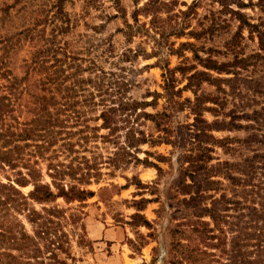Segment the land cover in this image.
Returning <instances> with one entry per match:
<instances>
[{
  "label": "trees",
  "instance_id": "1",
  "mask_svg": "<svg viewBox=\"0 0 264 264\" xmlns=\"http://www.w3.org/2000/svg\"><path fill=\"white\" fill-rule=\"evenodd\" d=\"M23 1L15 0V4L5 8V13L9 14L14 5ZM70 1L51 0L49 9L48 6L34 8L32 22L0 43V52H3L0 79L7 82L1 86L0 94V171L12 172L14 176L7 183L0 180V264H79L73 253L71 228H76L81 218L68 214L69 209L57 201L62 199L66 205L79 203L82 207L97 196L92 186L100 185L104 176L114 177L132 164L163 172L149 161L155 154L142 149L163 145L172 148L171 157L159 154L157 161L172 166L175 158L180 171L177 190L169 198L177 205L168 207L182 217L172 220L179 221L178 227L195 229L196 223L188 222L186 217L192 210L195 217L202 214L215 224L223 223L227 217L217 211V201L211 208L205 203L225 192L223 184L213 180L221 177L235 187L238 198L246 195V204L234 203L237 210L248 211L239 213L236 219L249 220L245 228L237 225L232 264H264V134L254 125L238 123L254 122L257 127L261 126L256 117L245 113V106L235 105V111H226L230 96L237 98L248 91V79L246 82L242 78V72L250 67H264V18L254 23L242 12L254 4L224 0L219 17L230 15L229 19L221 22L219 18L214 19L208 26L200 24L195 28L196 3L148 0L140 6V0H133L135 10L130 23L122 0H113L119 17L124 20L118 32L127 44L119 52L112 38L87 37L74 32L77 25L65 10ZM258 1L264 12V0ZM141 16L147 21L143 22ZM233 21L238 23V28L231 39L222 46H208L215 33L231 27ZM49 27L50 33L46 34ZM245 30L251 38L257 37L260 52L243 57L236 50ZM68 37L76 38L77 42L71 44ZM93 38L96 44L85 40ZM183 38L188 41L181 42ZM22 39L30 46V58L24 61V75L20 77L6 66L7 58ZM136 39H139L137 45ZM83 41L86 42L81 46ZM187 53L192 57H187ZM229 54H234L233 60H219ZM173 56L182 60L175 68H171ZM152 59H157L155 66L163 72L162 92L148 91L137 99L132 94L138 88L136 77L150 68H139V61ZM205 85L215 90L207 92ZM185 93H191L192 97L184 98ZM149 109L153 112H148ZM206 113L223 116L224 120L210 123ZM217 129L244 130L249 135L245 139H220L213 134ZM217 148L235 160H217L213 164ZM142 153L146 158L138 157ZM126 181L128 184L124 187L112 184L111 189L103 187L99 192L135 185L134 197L147 193L157 195L138 177L126 178ZM29 186L33 189L23 193L22 189ZM223 193L222 200L226 197ZM157 202L159 197L135 200L130 206L134 209L130 221L114 218L130 227L142 241L136 244L138 241L130 240L132 248L139 252L147 245L145 239L153 235V223L144 212ZM247 202H252L251 206ZM24 221L32 226L33 234L27 231ZM141 228L150 230L147 237L140 233ZM180 235L181 241H194L189 234L180 232ZM243 236L247 241L256 242L258 260L251 261L250 254L244 260L245 254L240 250ZM198 238L207 247L221 249L223 239L219 236L209 238L200 233ZM214 241L219 244L209 245Z\"/></svg>",
  "mask_w": 264,
  "mask_h": 264
},
{
  "label": "rangeland",
  "instance_id": "2",
  "mask_svg": "<svg viewBox=\"0 0 264 264\" xmlns=\"http://www.w3.org/2000/svg\"><path fill=\"white\" fill-rule=\"evenodd\" d=\"M148 0H140L142 6ZM224 0H179L180 4L185 2L188 5L196 3L197 16L193 20V27L197 28L198 25L203 24L208 26L212 23L214 19L218 18L221 20L229 19L230 15H223L222 18L219 17V12L223 10ZM245 4L252 2L254 5L247 9L242 10L249 18H251L254 23L260 22L264 18V12L261 11V5L258 0H227ZM15 4V0H0V18L3 20L0 22V43L3 38H12L14 33L19 31L24 26H27L31 20V14L36 8H50L52 4L51 0H25L22 3L14 5L15 7L10 10L9 14L5 13V8L7 6ZM122 6L127 10V18L130 23H132L131 14L135 10L133 0H122ZM234 9H237V5L231 3ZM25 7V9H24ZM35 8V9H34ZM181 10H186V7H181ZM66 12L70 15L73 23L77 25L74 32L77 34H82L84 36H96L100 39L112 38L113 43L119 52L125 48V38L118 30L123 28L124 20L119 17L113 0H71L65 6ZM51 14V13H50ZM215 17V18H214ZM140 19L146 22L142 16ZM231 27H224L220 31L215 33L213 40L210 41L208 46H222L226 44L227 41L231 39V36L237 31L238 23L233 21L230 23ZM50 27L47 28L46 34L50 33ZM227 32H230L227 34ZM243 39L239 38V48L236 52L240 53V56H250L254 53L260 52L257 37L251 38L248 31L242 32ZM68 41L71 44L77 42L76 38L68 37ZM90 43H95V39H85ZM181 42H187L188 39L183 38ZM190 42H195V40L190 39ZM83 41L81 46H84ZM139 43V39H136L135 45ZM2 45H0L1 47ZM148 51L151 48L148 47ZM30 46L25 43L22 39L21 43L18 44L7 58L8 70H13L15 75L22 77L24 75V61L30 58ZM3 52H0L2 54ZM264 55V52H262ZM187 57L191 58L192 54L187 53ZM234 58V54H229L227 57H219L220 61L226 62L231 61ZM171 68H175L182 61L178 57L173 56L170 58ZM157 59H152L149 61H139V68L144 66H150L141 73H138L136 77L138 88L133 90L132 94L135 98L140 99L148 91L162 92L161 86L163 85L162 70L160 67L155 66ZM108 68L109 65H106ZM179 76V75H178ZM225 78H232V76H224ZM242 78L248 79L247 92H244L242 96L229 97V104L226 106L227 112L230 110L235 111V105L245 106V113L251 118L256 117L260 122V127L254 122L240 121L238 123L247 126L249 124L256 126L260 131V134H264V67H250L249 70L242 72ZM246 81V80H245ZM235 86L238 88L239 84L236 83ZM241 83V81H238ZM247 82V81H246ZM7 84L4 79H0V94H2V85ZM233 85V84H232ZM260 85V86H259ZM205 90L207 92H212L215 90L214 87L205 85ZM226 90L233 95V91L229 90V87L224 86ZM250 89V91H249ZM192 97L191 93H185L184 98ZM163 104V101L160 102ZM240 104V106H239ZM240 111V109H238ZM148 112H153L149 109ZM205 118L210 123L216 121L222 122L224 120L223 116L214 117L212 113H206ZM229 122L230 118H226ZM192 121V120H191ZM225 130V129H224ZM105 133V132H103ZM213 134L217 138H239L245 139L248 137L249 133L242 131H221L215 130ZM143 151H149L154 153L153 157L149 158V161L160 167L163 172H158L156 168H145L143 165L132 164L126 170L118 171L114 177L104 176L103 182L100 185H94L91 189L97 192V196L93 199L88 200L84 206H79V203L72 205H66L62 199L57 201L61 207L69 209L68 214H75L80 216V222L77 224L75 230L71 228L73 232V253L80 260L79 264H232L235 261L232 256H235V245L234 239L238 237L235 232L239 227H247V222L249 219L242 218L240 221L236 217L240 214H246L247 210H237L234 205L235 202L240 201L246 204V195L242 198H238L236 195V189L232 184L221 178H213L214 181H220L222 189L225 191L223 194L225 198L221 197L222 193L216 194L214 199H209L205 203L209 208L213 206L215 201V207L217 211L222 214L225 218L223 223L215 224L210 217H195L193 211L189 210L187 213L188 222L196 223V228L192 229L190 226L178 227L179 221L172 220L173 218H180L182 215H176L175 209H170L168 206L172 204L176 207V201H170L169 198L173 196L176 192V182L179 179V169L178 165L173 159L172 166L168 163H160L157 161L156 156L161 154L166 157H171L170 153L172 148L167 145H163L156 148H149L144 146ZM140 159L146 158L144 153L139 154ZM216 160L213 164H217L218 161L235 159L226 155L224 151L220 148L216 149L214 154ZM108 173V170H104ZM133 177H138L143 184H148L150 190L156 192L157 195L152 196L151 193H147L143 197H134L137 192L136 186L131 185L128 189H122L119 191L111 190L109 192H103L100 194L99 189L106 187L111 189L110 185H115L119 188L124 187L128 184L126 178L132 179ZM8 178H14L12 172L0 171V180L3 183H7ZM50 182L49 178L46 179ZM188 184L191 183L190 179L187 180ZM33 189L32 186L22 189V192L28 194ZM247 190L249 188H246ZM251 189V188H250ZM157 190V191H155ZM240 191V190H239ZM147 192V191H146ZM100 194V195H99ZM214 195V194H213ZM159 197V202L150 204L145 210V216L153 223V234L151 238H147L144 241L146 246L141 248V251H137L132 248L130 240L138 241L136 244H141L142 241L138 239L134 231L127 226L115 221V216L122 220L130 221L129 216L134 213V209L130 208L132 202L135 200H140L142 198L154 199ZM181 199H183L181 197ZM188 200V198H187ZM260 200H258L259 202ZM252 202H247V206H251ZM37 209L41 206L37 205ZM245 209V208H244ZM249 218V217H248ZM21 219L24 220L23 217ZM27 231L33 234V228L26 221ZM193 230H197L194 232ZM140 233L147 237L150 230L146 228H141ZM178 232V233H176ZM180 232L189 234L194 241L188 243L187 241H181ZM199 232V233H197ZM175 233V234H174ZM200 233L204 237L215 238L217 236L223 239L221 249H212L210 246L207 247L199 241ZM246 234V232H245ZM240 245L242 251L244 252V260L248 259V254L251 255L250 260H258L256 252V242L253 240L247 241L245 236L241 237ZM219 244L218 241H214L211 244ZM248 245V246H247ZM236 247L237 244H236Z\"/></svg>",
  "mask_w": 264,
  "mask_h": 264
}]
</instances>
